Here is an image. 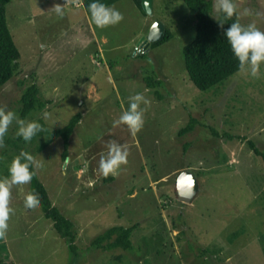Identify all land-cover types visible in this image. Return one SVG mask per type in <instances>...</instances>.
<instances>
[{
	"label": "rangeland",
	"instance_id": "374dc122",
	"mask_svg": "<svg viewBox=\"0 0 264 264\" xmlns=\"http://www.w3.org/2000/svg\"><path fill=\"white\" fill-rule=\"evenodd\" d=\"M63 3L9 2L7 19L23 68L0 89V102L20 117L19 100L35 75L43 98L52 103L28 121L38 123L42 118L45 129L54 130L82 113L70 137L68 165L63 137L41 152L35 151L38 143L26 145L36 152L33 159L44 165L37 174L54 205L74 221L77 238L71 245L60 236L41 207L28 212L25 196L30 186H13L14 215L4 235L7 262L264 264V158L249 142L264 151V67L259 79L237 73L227 84L204 91L185 67L184 47L196 36V19L182 0H153L152 14L143 13L134 0H119L110 7L124 19L104 29L95 26L83 6L66 4L65 16L58 17L52 8ZM235 3L241 12L250 11L241 16V23H255L264 30V0ZM156 21L164 24V31L170 28L174 37L153 47L147 36ZM145 77H162L164 99L147 86ZM137 93L150 105H141L146 107L144 125L133 136L126 125L114 121ZM191 115L223 136L217 138L199 125L180 137L178 132ZM42 121L36 124L42 126ZM13 128L17 130L15 122L9 135L16 133ZM225 132L235 137H225ZM112 141L127 146V164L116 176L105 178L98 171L99 161ZM7 147L3 141L0 152ZM14 158L10 152L0 158V178L8 176ZM183 171L192 172L199 182L189 202L177 189ZM134 224L132 248L93 245L107 229ZM206 249L211 251L204 253Z\"/></svg>",
	"mask_w": 264,
	"mask_h": 264
},
{
	"label": "trees",
	"instance_id": "16d2710c",
	"mask_svg": "<svg viewBox=\"0 0 264 264\" xmlns=\"http://www.w3.org/2000/svg\"><path fill=\"white\" fill-rule=\"evenodd\" d=\"M10 1L11 0H0V89L23 68L20 60L21 52L15 42L14 35L9 27L7 19V7ZM117 1L119 0H102V2L108 6L113 5ZM182 1L186 3L188 8H190L196 19V36L184 47L186 71L199 89L204 91L210 89L214 90L219 86L227 84L229 80L238 73V61L234 57L226 37L223 35V30L218 26L217 21L210 15L213 12V0ZM90 2L91 0H82L81 2V7L83 6L87 12V5ZM134 2L139 6L143 13H146L142 6V0H134ZM234 20L235 17L227 23H231ZM228 26L229 24H225L224 27L227 28ZM172 37H174L172 30L166 27L162 39L152 42L151 46H159L163 42L169 41ZM32 77L34 80L25 87L19 100L20 105L18 107L22 119L36 124L37 121L35 122L33 118H31V121H28V118L30 116L33 117L35 113L45 112L42 110H45L47 105L52 103V100H46L43 98L40 84L37 83L35 75H32ZM147 77H145L147 86L154 89L157 97L164 99L167 90L164 92L163 84L165 81L162 77L159 79ZM22 82H25V80ZM0 108H4L1 102ZM82 117V113H77L64 127L54 130L45 129L42 118H38V123L40 120L43 122L41 127L45 129V135L40 136L42 137L41 140L40 137H38L28 146H34L38 143L35 151L41 152L57 137H63V159L66 160V157L70 156V137L74 133L75 128L81 121ZM199 125L209 129L217 138L223 136L216 127L210 125L207 121H201L194 115H191L189 121L182 124L178 135L180 137L187 136L189 133L194 132ZM14 130H16V128H13V131ZM224 136L228 138L235 137L233 133L230 132H225ZM3 141H7L9 147H7L3 153L0 152V158H5V155H8L9 152L14 157L21 153H27L32 158L36 153L33 152L30 147L26 146L27 144L24 143L22 138L17 137L16 133L9 135L7 132ZM249 142L254 153L264 158V151H262L254 141L250 140ZM190 144V142L186 143L185 146L187 149L190 147ZM0 162H2L1 159ZM32 172L36 178L30 185V190L25 196V202L29 196H38L45 216L53 221L58 234L69 240L71 245L74 244L77 238V230L74 221L68 218L57 205H54L49 192L39 178L36 169H33ZM136 227L137 224L130 227H125L124 225L111 227L94 238L93 245L103 249H113L117 247L130 249L133 246L132 236ZM4 239V235L0 236V264H9L7 262L9 254ZM208 251L211 250L206 249L204 253H207ZM212 251L213 254H217L216 249ZM221 257L222 256L218 255L216 259L222 261ZM212 259L214 260L213 256L210 260Z\"/></svg>",
	"mask_w": 264,
	"mask_h": 264
},
{
	"label": "clouds",
	"instance_id": "9594fccd",
	"mask_svg": "<svg viewBox=\"0 0 264 264\" xmlns=\"http://www.w3.org/2000/svg\"><path fill=\"white\" fill-rule=\"evenodd\" d=\"M81 2L82 0H64L63 6L58 5L52 9L58 17L63 18L66 4L79 9ZM87 10L92 22L100 29L117 25L124 19L123 14L118 9L106 5L102 0H91L87 5ZM249 14L250 11L247 8L241 12L235 0H214L213 12L210 15L223 30V35L238 61V74L245 78L259 79L262 75L261 68L264 67V30H261L255 23L243 24L240 22L241 16H248ZM233 17L235 20L227 23ZM225 24H229V26L225 28ZM141 105L149 106L150 101L140 93L131 96L127 110L123 111L117 121H114V125H126L129 132L135 136L144 125L146 107L142 108ZM13 122L17 125L16 136L22 138L27 145L45 135V129L41 126L27 122L12 110L0 108V147L3 146V139ZM106 147L107 154L101 156L98 171L105 178L110 175L114 177L118 174L121 166L127 164L128 149L126 145L115 141L108 143ZM64 163L68 165L69 160L66 159ZM33 169L42 172L44 165L37 163L27 153H21L11 161L8 176L0 178V236L6 234L10 217L14 215L10 208L11 188L13 186L17 189L29 187L36 178L33 175ZM40 207L41 203L38 196L27 198L25 209L28 212H36Z\"/></svg>",
	"mask_w": 264,
	"mask_h": 264
},
{
	"label": "water",
	"instance_id": "95a60500",
	"mask_svg": "<svg viewBox=\"0 0 264 264\" xmlns=\"http://www.w3.org/2000/svg\"><path fill=\"white\" fill-rule=\"evenodd\" d=\"M142 6L147 13L152 14L153 0H142ZM163 35H164V24H162L159 21H156L153 24V26L150 28V31L147 36V40L155 42L162 39ZM178 177H179L178 178L179 195L183 201L189 202L199 189L198 179L190 171H183Z\"/></svg>",
	"mask_w": 264,
	"mask_h": 264
}]
</instances>
